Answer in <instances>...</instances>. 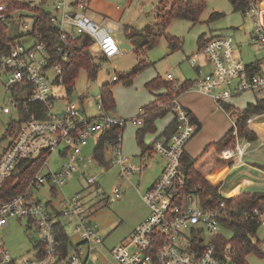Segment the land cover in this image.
<instances>
[{
    "label": "built area",
    "instance_id": "built-area-1",
    "mask_svg": "<svg viewBox=\"0 0 264 264\" xmlns=\"http://www.w3.org/2000/svg\"><path fill=\"white\" fill-rule=\"evenodd\" d=\"M9 1L0 0V21L15 11H8ZM87 1L58 0L52 6L51 21L58 27L59 44L56 50L62 60L69 57L68 47L79 35L91 39V45L105 58L122 53L113 34L122 30L123 24L116 18L94 21L85 12ZM179 1L190 3L193 0ZM246 2L242 13L252 21L249 42L264 52V23L261 18L264 0ZM116 8L120 7L117 5ZM23 30L29 32L26 24ZM27 38V43L16 41L9 53L2 57L0 75L4 74L7 89L20 87L24 95L18 97L24 109H29L28 103L43 106L35 105L38 107L29 112L30 116L19 121L9 143L1 150L0 187L15 175L14 171L21 160L32 159L38 154L46 157L40 168L26 177L23 189L0 203V232L8 225L9 217L18 220L24 218L37 229L39 241L33 257L16 261L0 233V264H88L94 245H102L104 239L98 235V225L91 219L83 198L78 194L63 197L59 200L61 205L56 206L50 200L43 204L35 191L46 185L58 195L57 187L77 171L82 148L92 138L97 141L102 132L114 125L118 131L109 143L114 152L111 163L117 165L121 175H129L135 170L144 171L146 160L153 155L163 158L164 164L159 176L141 195L148 208L145 218L134 227L129 237L108 250L111 260L101 264H233L235 251L230 243L226 242L221 247L215 243L221 226L220 219L227 216L224 201L227 196L221 193L218 186V193L224 199L214 206H205L199 199L200 183L192 191L184 190L187 183L181 157L185 145L194 136L196 125L190 112L178 101V96L167 103L175 123L174 131L168 138L153 140L149 150L139 154L141 163L133 166L121 152V133L127 119L110 115L100 96L94 101L98 110L95 114L87 113L83 101L75 105L70 101L57 104L51 87L62 84L60 66L50 62L45 44L36 40L35 35ZM234 47L232 35L211 36L188 57L191 66L199 68L202 59L210 68L190 88L199 89L218 105L244 90L253 91L257 98L264 99V54L255 64V69L235 54ZM116 78V75L112 76V80ZM165 78L173 81L170 73H166ZM12 99L14 106L19 107L13 96ZM7 109L4 107L2 110ZM145 115V109L139 107L131 120L140 126ZM230 118L234 144L223 148L221 157L228 166L239 168L247 164L245 157L254 149L251 139L238 133V120L232 116ZM251 122L250 116L246 120L249 129ZM54 151L59 155L58 159L64 158V162L59 170L47 168L42 171L41 168L47 167V158ZM95 180V175L84 176L87 185L95 183ZM114 196H120L118 187ZM251 211L259 216L260 227H264V211L257 208ZM71 217L76 219L74 229L80 242L71 247L67 243L64 247L58 236V227L62 226L60 218ZM258 246L264 253V237L259 239Z\"/></svg>",
    "mask_w": 264,
    "mask_h": 264
},
{
    "label": "rangeland",
    "instance_id": "rangeland-1",
    "mask_svg": "<svg viewBox=\"0 0 264 264\" xmlns=\"http://www.w3.org/2000/svg\"><path fill=\"white\" fill-rule=\"evenodd\" d=\"M30 3L29 7L13 8L15 10L8 20V24H15L18 32L26 33L23 30L24 24L30 31L33 27L34 6L52 9L54 3L58 0H25ZM164 1V0H163ZM88 0L87 11L85 12L94 21H101L104 18H116L118 22L124 25L123 31L120 30L113 34L116 44L122 51L111 58H104L93 45L89 47V52L93 57L94 69L96 76L90 77L84 69H80L77 78L74 80L72 91L67 92L62 84L52 88L54 101L65 102L70 101L72 104H79L80 98H83L84 108L88 114H95L98 110L95 99L101 96V85L107 84L113 95L114 107L108 111L112 116H120L127 121L124 124L121 133L122 151L129 159V164L136 166L141 163L139 145L137 143L134 131L137 125L131 120L138 108L149 103L151 94L146 88L145 83L153 77H163L166 73H170L174 83H179L190 79L195 83L196 79L204 76L209 72L206 66H200V72L196 66H191L188 57L192 56L198 47V39H209L211 36L232 35L235 40V48L241 50L244 57L247 54H254L260 58L264 54L262 50H255L254 46L248 45L250 38V30L252 21L247 18L239 9H234L229 0H204L205 6L197 20H188L182 17H174L170 19L164 27L160 29V35L156 45L145 51L136 49V46L144 42V38L137 35L136 42L127 37L129 29L133 31H141L146 25L152 28H160L159 16L170 9V2L165 0ZM120 8H116V6ZM33 10V11H31ZM261 18L264 23V5L261 8ZM242 26V29H239ZM170 39L173 40L174 47H170ZM247 42V43H246ZM202 61V59H201ZM116 75L117 79L112 80V76ZM130 75V84H124L123 80ZM5 76L0 75V152L9 143L10 137L13 136L16 127L19 125V112L17 106L12 103V91L4 86ZM165 80V79H164ZM166 81V80H165ZM168 82V81H167ZM170 83V81H169ZM173 86V85H171ZM175 88V87H174ZM154 102L161 105L160 95L167 93V88L157 87ZM194 92L189 97L194 101V109L202 122V132L188 142L189 151L196 153L201 146L202 140L213 139L218 137L224 129H228L229 124L223 115V111L214 101H211L205 94ZM16 97L24 95L23 92H15ZM180 95V94H179ZM178 95V97H179ZM255 93L250 90L234 95L228 98L232 104L242 109L243 105L249 101L255 102ZM54 102V103H55ZM167 101L163 102V107H167ZM7 107V111L2 110ZM170 113H166L156 120V132H146L144 134V142H150L164 128L170 119ZM251 126V125H250ZM253 130L257 133L258 140L264 141V126L254 125ZM96 139L92 138L86 146L82 148L81 160L77 161V171L67 177L65 183L57 187L58 195L54 191H50L46 185L40 186L35 193L42 201L47 200L60 206V198H67L71 195L78 194L83 198L86 208L90 211L91 219L98 225V235L103 237L102 245H94L88 257V264H101L105 260H111L109 249L118 245L121 240L129 237L138 224L139 220L144 216L146 205L141 199L145 187L154 173V167L160 160L156 155L148 157L146 160L145 170L139 172L133 171L129 175H121L117 165H112L111 160L114 156L113 149L108 143L102 148L103 162H98L93 149ZM246 155L248 160H255L260 165H264V145L258 151ZM59 155L56 151L51 152L47 158V167L43 166L42 171L47 168L50 170H59L63 159H58ZM95 175V183L87 185L84 176ZM258 173L250 170L245 177H255ZM232 178V177H231ZM231 178L227 177V181L223 188V195H226L231 187ZM245 186L242 191H263L259 186ZM120 189V196H114L116 188ZM146 216V215H145ZM144 216V218H145ZM143 218V219H144ZM64 234L68 241L73 244L80 242L79 235L74 227L76 219L60 218ZM6 225L0 232L5 244L12 256L19 261L22 258H31L33 244L39 241L37 229L29 224L24 218L16 219L8 218ZM218 231L224 235L231 236L229 230L219 226ZM257 237H264V227H259ZM69 244V243H68ZM86 246V245H85ZM70 249L68 250V252ZM247 264H264V255H258L250 252L245 257Z\"/></svg>",
    "mask_w": 264,
    "mask_h": 264
},
{
    "label": "trees",
    "instance_id": "trees-1",
    "mask_svg": "<svg viewBox=\"0 0 264 264\" xmlns=\"http://www.w3.org/2000/svg\"><path fill=\"white\" fill-rule=\"evenodd\" d=\"M168 1L170 2L171 6L170 9L166 10L159 16V29H155L149 25H146L144 29L138 33L137 31H133L131 29L128 30L127 37L132 41H137V35H140L144 38V42L141 45L136 46V49L145 51L156 45L159 39L161 27H164L167 23H169L170 19L174 17L176 18L178 16L192 21L197 20V17L205 6V3L203 2L204 0H193L190 3H182L179 0ZM164 2L165 0L162 2V4L165 6ZM229 2L232 3L235 10L239 9L241 12L247 3L246 0H229ZM29 5L30 3L25 0H10L7 4V8L8 11L11 12L13 11V8L29 7ZM33 8L34 25L32 29L25 34L23 32H18L15 24H13V26L8 24V20L13 13H10L5 20L0 21V61L4 55L9 53L16 41L27 43L29 41L27 37H30V35H35L36 40H40L45 44L46 53H48L51 58L49 59L50 62L59 64L61 76L63 78L62 83L68 93L72 91L74 80L77 78L80 69H84L90 77L94 78L96 76V71L94 69L93 57L89 52V47L92 43L91 39H89L87 36L79 35L77 39L72 41L73 45L68 47L69 57L62 60V56H60L56 50V46L59 44V41L57 40L58 27L51 21L52 9H45L41 6H34ZM204 42H206L205 39H198V47L202 46ZM169 45L170 47H174L172 46V39H170ZM255 64H252V67L257 69ZM162 78L159 76L153 77L147 80L144 85L150 92L154 91L157 87L163 86L164 88H167V93L160 95V101L162 102L161 105L156 104V102L152 100L149 103H146V105L142 106L146 111V115L143 118V124L138 126L135 131V136L140 146L141 153L147 152L151 144L150 142L147 146L143 145L144 134L147 131H155L156 118L163 116L169 111L168 108L163 107V102H168L173 97L178 96L181 92L190 88L193 84L192 81H183L179 82L177 86L173 81H170L169 83V80H167L165 77L164 79L166 81ZM130 81L129 75L123 80V83L128 85L130 84ZM11 91L13 98L18 102L19 107L17 108L19 112V121L29 117V112L32 111L34 107H38L35 105H41L28 103L27 106L29 109L26 110L23 108V106H21V98L16 97L15 94V92H22L20 87L15 86V88ZM100 97L106 111H109L114 107L115 103L113 100V95L110 91V87H108L107 84L101 85ZM255 99L256 102L247 103L244 110H239L226 102H222L220 104V107L228 115L235 117L238 120V133L240 135L247 136L252 140H257L258 136L254 130L248 128L246 120L248 117L261 113V111L264 110L263 97H255ZM82 100L83 98L81 97L79 104L82 103ZM174 129L175 123L174 120H172L163 131L166 135V138L170 137V134L174 131ZM117 131L118 127L114 125V127L102 132L99 135V138L96 141L95 147L93 149V153L95 154L98 162H103V154L101 152L104 144H109L116 137L115 135ZM233 144L234 136L232 133H230L229 128L222 138L208 144L196 158L185 155L183 159V172L187 183L184 190L186 192L192 191L198 185V183H200L201 188L198 190L199 199L205 206H214L224 198H221L218 193V185L213 186L205 180L203 174L199 170V166L202 168L209 167L205 161L210 149H214L215 152L221 156L222 149L232 146ZM45 157L46 155L44 154H38V156H35L32 159H23L18 163V166L14 171L15 175L9 178L0 187V203L7 197L16 194L18 191L23 189L25 186L26 177L28 175L34 174V172L40 168L45 160ZM182 158L183 154L181 160ZM224 201L228 211L226 214L227 216L220 219V224L223 229L229 230L231 232V236H227L219 232L215 241L216 245L221 247L226 242L230 243L231 247H233L235 251L233 264H247L245 257L250 252H254L263 256L264 253L258 246L259 238L257 237V232L260 227L259 216L253 214L251 210L253 208H257L259 211H264V190L247 192L242 191L237 195L227 197L224 199ZM58 229V236L62 239V245L66 247L68 244L67 236L64 234V229L61 225H59Z\"/></svg>",
    "mask_w": 264,
    "mask_h": 264
},
{
    "label": "crops",
    "instance_id": "crops-1",
    "mask_svg": "<svg viewBox=\"0 0 264 264\" xmlns=\"http://www.w3.org/2000/svg\"><path fill=\"white\" fill-rule=\"evenodd\" d=\"M87 11V9H86ZM105 19V18H104ZM109 19V18H107ZM123 29H124V25H123ZM122 29V31H123ZM239 29H242V26H239ZM204 39V38H203ZM247 43V42H246ZM248 45H252L250 44V42L248 41L247 43ZM253 46V45H252ZM256 50V48H254ZM234 51H235V54L237 56H239L242 61H244L246 64L248 65H252V64H255V63H259L260 61V58L257 56V52H255L254 54H247L246 57L243 58V56L241 55V50L240 49H236L234 47ZM104 57V56H103ZM200 66H206L208 68V66L204 63V61H201V64ZM197 68V67H196ZM200 68V67H199ZM197 68V71L200 72V69ZM209 69V68H208ZM166 75V74H165ZM184 81H192L190 79H187V80H184ZM183 82V81H182ZM192 91H198L199 93H202V94H205L203 93L202 91H200L199 89L197 88H188L186 90H184L183 92L180 93L179 97H178V101L182 103V105L190 112L192 118H193V121L195 122V125H196V131L194 133V136L192 138H194L195 136H197V134L199 135L201 132H202V122L200 121V118L198 117L197 115V112L195 111L194 109V101H191L189 99V97L191 95L194 94V92H191ZM149 91V90H148ZM149 93L151 94V99L150 101L154 100L155 97H156V93H159V90H154L152 92L149 91ZM207 95V94H205ZM208 96V95H207ZM209 97V96H208ZM209 99L211 100V98L209 97ZM149 101V102H150ZM213 101V100H211ZM215 102V101H214ZM256 102V100H255ZM254 101H249L247 103H255ZM226 103H229L231 104L233 107L239 109L237 106H235L234 104H232L230 101H226ZM245 103V106L246 104ZM216 104V102H215ZM219 108L220 105L216 104ZM245 106L243 105L242 109H239V110H244ZM221 111H223V115L224 117L226 118L228 124H229V127L228 129H224V131L218 136V137H213V139H207V140H202L201 141V146L198 148V151L196 153H191L189 151V146L187 145L188 142L192 139H190L187 144L185 145L184 147V152H183V158H182V167H183V159L185 157V155H188L192 158H196L202 151L203 149L210 143H213V141H217L219 140L220 138H222L226 132L229 130L230 128V125H231V118L230 116L228 117V115L226 114V112L221 108ZM169 112V111H168ZM167 112V113H168ZM170 113V119L168 120V123L164 126V128L157 134V136H155L150 142H152L153 140L155 139H164L166 138V135L164 134V129L171 123V121L173 120L172 118V113ZM166 114V113H165ZM252 117V122H251V126H250V129L253 130L254 128V125H258L261 124V121L264 122V110L261 111V113H258V114H254L251 116ZM159 118V117H158ZM157 120V118H156ZM155 120V122H156ZM137 125V124H136ZM139 126V125H137ZM155 126H156V123H155ZM136 131V130H135ZM135 131H134V136H135ZM147 132H151V131H147ZM152 132H156V127H155V131H152ZM144 138V136H143ZM137 139V138H136ZM252 149H254L252 152H254V154H256L255 152H258L262 146L264 145V141H259L258 138L257 140H252ZM150 142L148 143H145L144 140H143V145L144 146H147ZM138 143V142H137ZM139 145V144H138ZM140 147V146H139ZM141 150L139 149V152ZM209 153L207 154L206 156V164L209 166L207 168L205 167H201L199 166V170L200 172L203 174L205 180L207 182H209L211 185H218L219 188H220V191L221 193L223 192V188H224V185L227 181V177L230 176L231 178V187L229 188L227 194L225 196L227 197H231L233 195H237L239 194L240 192H242V189L247 186V185H253L254 183H257L255 184L256 186H259L261 190H264V165H260L258 162H256L255 160H248L249 158L247 157V159L245 158V161H246V165L245 166H242V167H239V168H232L231 166H228V164L226 163L225 160L222 159L221 156H219L214 149H210L208 151ZM251 152V153H252ZM141 153V152H140ZM158 156L160 159V161L152 168H154V173L153 175H151L146 187H145V190L149 187L150 183L156 179L159 174L161 173L162 169H163V164H164V160L163 158H161L159 155H156ZM250 170H254L258 173L257 176L255 177H245L244 175H247ZM215 175V176H214ZM211 176H214V178H211ZM240 181V182H239ZM242 182V183H241ZM144 193V192H143ZM223 194V193H222ZM142 199V198H141ZM143 201V200H142ZM144 202V201H143ZM145 204V202H144ZM146 205V204H145ZM147 207V205H146ZM146 212L144 214V216L147 214L148 212V208H146ZM144 216L139 220L138 223H140ZM61 224H62V220H61ZM137 225V224H136ZM135 225V226H136ZM63 226V225H62ZM2 231V230H1ZM67 243H69V247L75 245L73 244L72 242L68 241L67 239ZM77 244V243H76ZM36 245L33 244V250H32V254L35 255L36 253ZM70 249V248H69Z\"/></svg>",
    "mask_w": 264,
    "mask_h": 264
},
{
    "label": "bare ground",
    "instance_id": "bare-ground-1",
    "mask_svg": "<svg viewBox=\"0 0 264 264\" xmlns=\"http://www.w3.org/2000/svg\"><path fill=\"white\" fill-rule=\"evenodd\" d=\"M259 126H264V122L261 121V124H259ZM215 176V175H214ZM214 176H211V178H214ZM240 182V181H239ZM242 183V182H241Z\"/></svg>",
    "mask_w": 264,
    "mask_h": 264
}]
</instances>
